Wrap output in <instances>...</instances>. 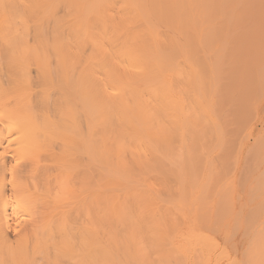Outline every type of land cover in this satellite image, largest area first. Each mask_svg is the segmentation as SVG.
Segmentation results:
<instances>
[{
	"label": "bare ground",
	"instance_id": "1",
	"mask_svg": "<svg viewBox=\"0 0 264 264\" xmlns=\"http://www.w3.org/2000/svg\"><path fill=\"white\" fill-rule=\"evenodd\" d=\"M259 4L0 0V264H264Z\"/></svg>",
	"mask_w": 264,
	"mask_h": 264
},
{
	"label": "rangeland",
	"instance_id": "2",
	"mask_svg": "<svg viewBox=\"0 0 264 264\" xmlns=\"http://www.w3.org/2000/svg\"><path fill=\"white\" fill-rule=\"evenodd\" d=\"M260 7H261V6H260V4H259L258 7H257V11H258V13H256V18H255V20L258 19V17H257L258 15H257V14H259V12H263V10H264L263 8H261V9H263V10L261 11V9H259ZM257 11H256V12H257ZM263 13H264V12H263ZM260 18H261V17H260ZM260 20L262 21V22H261V25H262V23H263V21H264V17H263V19L261 18ZM257 23H258V22H257ZM255 24H256V23H255ZM257 25H259V24H257ZM261 25H259V26H261ZM263 25H264V23H263ZM263 27H264V26H263ZM260 28H261V27H258V29H260Z\"/></svg>",
	"mask_w": 264,
	"mask_h": 264
}]
</instances>
